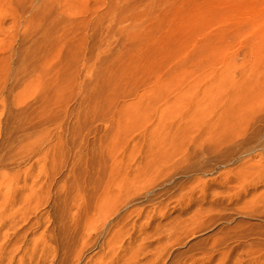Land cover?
Instances as JSON below:
<instances>
[{
  "label": "rangeland",
  "instance_id": "obj_1",
  "mask_svg": "<svg viewBox=\"0 0 264 264\" xmlns=\"http://www.w3.org/2000/svg\"><path fill=\"white\" fill-rule=\"evenodd\" d=\"M0 264H264V0H0Z\"/></svg>",
  "mask_w": 264,
  "mask_h": 264
}]
</instances>
